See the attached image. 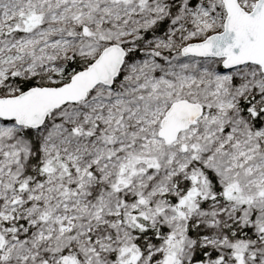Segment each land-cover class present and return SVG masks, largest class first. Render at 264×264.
<instances>
[{"label":"snow or ice","instance_id":"snow-or-ice-1","mask_svg":"<svg viewBox=\"0 0 264 264\" xmlns=\"http://www.w3.org/2000/svg\"><path fill=\"white\" fill-rule=\"evenodd\" d=\"M0 264H264V0H0Z\"/></svg>","mask_w":264,"mask_h":264}]
</instances>
